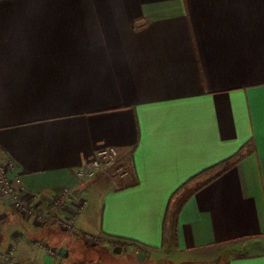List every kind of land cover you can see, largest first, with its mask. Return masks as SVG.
<instances>
[{"label": "crops", "instance_id": "crops-1", "mask_svg": "<svg viewBox=\"0 0 264 264\" xmlns=\"http://www.w3.org/2000/svg\"><path fill=\"white\" fill-rule=\"evenodd\" d=\"M103 146L116 165L79 183ZM0 161L73 226L0 196V259L159 264L225 246L247 249L226 264H264V0H0Z\"/></svg>", "mask_w": 264, "mask_h": 264}, {"label": "built area", "instance_id": "built-area-1", "mask_svg": "<svg viewBox=\"0 0 264 264\" xmlns=\"http://www.w3.org/2000/svg\"><path fill=\"white\" fill-rule=\"evenodd\" d=\"M119 157V150L115 146H103L95 151L91 157L81 159L77 165V179L79 183L87 182L94 179L98 174L106 171L112 166L116 165ZM12 162L4 163L0 161V196L7 199L13 207L25 216H32L36 220L47 222L48 224H57L63 229H71V221L56 214L55 212L43 213L36 209L34 206L27 203L17 192L14 181L10 177V168H13ZM116 171L120 174H125L126 170L123 166L118 165ZM70 190L62 194L55 202L56 205H61ZM49 255L61 258V252L58 248L40 244ZM0 264H16L15 263V249L14 246L8 248L0 259Z\"/></svg>", "mask_w": 264, "mask_h": 264}, {"label": "rangeland", "instance_id": "rangeland-1", "mask_svg": "<svg viewBox=\"0 0 264 264\" xmlns=\"http://www.w3.org/2000/svg\"><path fill=\"white\" fill-rule=\"evenodd\" d=\"M202 177H205L204 175ZM201 178V177H200ZM39 222L41 220H38ZM43 222V221H41ZM66 230H70V229H66ZM89 238L90 242H95L94 245H97V247H101V249H94L93 253L95 256H99V255H103L104 254V243L103 241H101V239H96L93 240ZM92 244V243H90ZM124 249V248H123ZM115 250V249H114ZM124 251V250H122ZM121 250H119V252H115L113 251L114 254H118V253H123ZM126 251V250H125ZM247 251V249L245 248H235V249H230L228 248L225 249V246H218L215 247L214 249H212L209 253L204 254V255H200L197 257H179V256H173V258H170L168 254L164 255L165 256V260L162 261V263L159 264H226V261L228 259V257L231 256H242L244 255V253ZM107 253V252H106ZM120 255V254H118ZM84 259H78V260H83L86 261L88 260V258L91 256L90 253L88 252H84L83 255H81ZM99 257H93L92 260H97ZM78 260H75V262H80ZM103 262L105 261V259H102ZM75 264H82V263H75ZM148 264H153V262H149Z\"/></svg>", "mask_w": 264, "mask_h": 264}, {"label": "trees", "instance_id": "trees-1", "mask_svg": "<svg viewBox=\"0 0 264 264\" xmlns=\"http://www.w3.org/2000/svg\"><path fill=\"white\" fill-rule=\"evenodd\" d=\"M241 150L236 153L235 155H233L232 157L220 162L217 166H221L222 169L219 171L218 175L225 172L228 168H230L231 166H233L237 160H239L240 156H241Z\"/></svg>", "mask_w": 264, "mask_h": 264}]
</instances>
